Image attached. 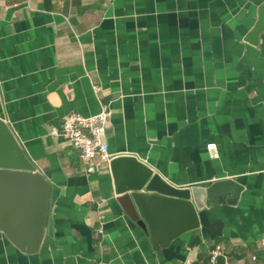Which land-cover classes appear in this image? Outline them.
I'll use <instances>...</instances> for the list:
<instances>
[{
	"label": "crops",
	"instance_id": "0c3cea01",
	"mask_svg": "<svg viewBox=\"0 0 264 264\" xmlns=\"http://www.w3.org/2000/svg\"><path fill=\"white\" fill-rule=\"evenodd\" d=\"M264 0H0V103L50 184L39 250L0 231V264H264ZM107 105L109 152L135 155L178 187L242 186L162 245L123 210L107 166L52 133ZM215 143L217 157L207 144Z\"/></svg>",
	"mask_w": 264,
	"mask_h": 264
},
{
	"label": "water",
	"instance_id": "95a60500",
	"mask_svg": "<svg viewBox=\"0 0 264 264\" xmlns=\"http://www.w3.org/2000/svg\"><path fill=\"white\" fill-rule=\"evenodd\" d=\"M264 32V3L246 40L257 43ZM114 194L123 210L152 241L165 245L199 227L198 211L230 193L231 202L242 190L234 179L208 185L178 187L135 155L109 160ZM50 184L27 156L5 120L0 103V231L19 250L36 253L41 245L48 211Z\"/></svg>",
	"mask_w": 264,
	"mask_h": 264
},
{
	"label": "built area",
	"instance_id": "2783aa9c",
	"mask_svg": "<svg viewBox=\"0 0 264 264\" xmlns=\"http://www.w3.org/2000/svg\"><path fill=\"white\" fill-rule=\"evenodd\" d=\"M112 114V110L103 105L99 112L83 115L76 111L66 114L59 128H53L52 133L61 135L80 151V159L86 173H93L108 165L112 154L104 135ZM212 157H217L215 143L207 144ZM223 255L222 245L215 244L210 250L207 264H219ZM188 264V263H184Z\"/></svg>",
	"mask_w": 264,
	"mask_h": 264
}]
</instances>
